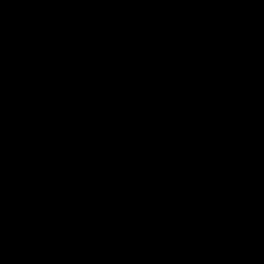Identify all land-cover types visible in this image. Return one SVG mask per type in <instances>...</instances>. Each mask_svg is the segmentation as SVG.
Wrapping results in <instances>:
<instances>
[{
	"label": "water",
	"instance_id": "water-1",
	"mask_svg": "<svg viewBox=\"0 0 264 264\" xmlns=\"http://www.w3.org/2000/svg\"><path fill=\"white\" fill-rule=\"evenodd\" d=\"M0 264H264V0H0Z\"/></svg>",
	"mask_w": 264,
	"mask_h": 264
}]
</instances>
